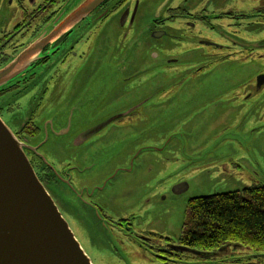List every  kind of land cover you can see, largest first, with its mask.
Here are the masks:
<instances>
[{
	"label": "rangeland",
	"instance_id": "obj_1",
	"mask_svg": "<svg viewBox=\"0 0 264 264\" xmlns=\"http://www.w3.org/2000/svg\"><path fill=\"white\" fill-rule=\"evenodd\" d=\"M258 1L246 3L254 6ZM158 2L161 0H139L138 31L150 24ZM115 31L110 28L103 40L93 45L85 64L52 68L39 73L44 75L34 84L17 90L1 89L0 118L14 131L30 121L31 128L38 129V134L27 140L38 148L37 155L56 175L46 191L92 264H165L157 258L163 257L155 249L158 245L145 238L152 233L177 241L190 198L264 186V102L248 106L235 97L246 94V80L260 71V63L239 59L214 63L188 85L174 89L177 78L165 75L161 68L149 69L153 63L145 49L121 50ZM45 56L52 55L48 52ZM58 61L55 59L53 65ZM127 77L147 82V86L155 83L156 89L150 94L158 102L164 101L162 107L169 106L160 113L172 111L174 102L181 103L190 87L223 89L195 106L178 107L174 116L151 119L150 129H174L178 135L170 141V137L162 139L161 148L138 153L135 148L130 161L122 158L124 150L104 147L103 141L74 147L77 132L90 118L83 101L86 92L100 86L94 95L114 100L121 94L116 81ZM153 103H157L155 98ZM149 104L145 112H154ZM140 138L139 148L152 141L153 135L144 141ZM114 156L118 159L113 164ZM69 164L74 169H67ZM118 164L129 172L124 175ZM65 169L62 178L57 177ZM179 182L186 183L188 189L174 197L169 188ZM101 214L114 221L131 219L129 230L118 231L102 222ZM183 264H264V252L231 243L202 254L201 259L187 257Z\"/></svg>",
	"mask_w": 264,
	"mask_h": 264
},
{
	"label": "flooded vegetation",
	"instance_id": "obj_2",
	"mask_svg": "<svg viewBox=\"0 0 264 264\" xmlns=\"http://www.w3.org/2000/svg\"><path fill=\"white\" fill-rule=\"evenodd\" d=\"M83 1L0 0V69L24 51L48 26L55 23L61 13L71 12ZM158 5L150 24L138 31L135 22L139 0H106L71 32L46 48L42 53V59L8 90H17L34 84L44 75L39 73H47L52 68L70 69L78 66L76 63L85 64L93 45L103 40L107 30L114 28L116 31L113 34H117L118 37L117 46L121 50L127 47L129 52L145 49L148 61L150 59V63L155 66L152 64L149 69L154 71V68L157 70L161 68L165 75H173L178 79L179 82L172 85L174 89L188 85L189 80L208 71L214 63L234 59L258 61L260 71L246 80L244 85L246 94L235 97L246 102L248 106L264 102V0L256 2L254 6H250L246 0H161ZM241 37H246V40ZM48 52L52 56H45ZM55 59L59 60L57 65H53ZM116 83L121 94L114 100L95 96L96 89L100 86L95 87V91L88 90L83 96L90 118L77 132L75 138H78L74 147H86L103 141L104 147L124 150L122 158L126 157L127 160L133 157L130 155L135 148L137 153L141 150L161 148L158 146L159 144L162 146V139L170 137V141L178 134L174 129L164 130L166 132L158 128L150 129L151 119L174 116V111L178 107L195 106L204 99L215 97L223 89H216L211 85L190 87L187 97L181 103L174 102L172 111L160 113V110H166L169 106L162 107L166 105L164 101L158 102L159 99L150 94V91L156 89L155 83L147 86V82H135L128 77ZM84 89L83 91H86ZM154 98L157 103L152 104ZM209 103L214 104L212 100ZM148 104L150 108H154V112H145ZM31 125L30 121L16 131L11 128L10 130L25 145L36 147L27 140L38 134V129L31 128ZM144 125L146 127H143ZM139 135L142 141L153 135V140L139 148ZM179 141L175 140V144L178 145ZM26 156L45 189L48 184L56 181V175L45 166L40 156L27 151ZM117 159L118 156L110 163H116ZM134 161L133 159L132 162ZM117 166L121 167L119 170L121 169L120 172L124 175L129 172L122 169L120 164ZM67 167L69 170L74 169L71 164ZM65 171L66 169L57 173V177L62 178ZM169 189L170 193L177 197L188 189V185L179 182ZM196 198L201 197L190 198L187 204ZM99 216L102 222L109 223L118 231L122 229L127 231L130 228L131 219L120 218L114 221L105 215ZM148 234L149 238L145 240L158 245L155 249L163 254V257L157 258L165 264H183L187 257L194 259L202 257L200 253L195 255L184 251L186 248L178 239L174 242L156 234ZM137 238L144 239L141 236Z\"/></svg>",
	"mask_w": 264,
	"mask_h": 264
},
{
	"label": "water",
	"instance_id": "obj_3",
	"mask_svg": "<svg viewBox=\"0 0 264 264\" xmlns=\"http://www.w3.org/2000/svg\"><path fill=\"white\" fill-rule=\"evenodd\" d=\"M106 0H84L63 12L24 51L0 69V90L9 88L42 59V53ZM0 118V264H92L53 199L39 181L26 151ZM195 255L196 251L183 249Z\"/></svg>",
	"mask_w": 264,
	"mask_h": 264
},
{
	"label": "trees",
	"instance_id": "obj_4",
	"mask_svg": "<svg viewBox=\"0 0 264 264\" xmlns=\"http://www.w3.org/2000/svg\"><path fill=\"white\" fill-rule=\"evenodd\" d=\"M178 241L200 254L231 243L264 252V186L190 200Z\"/></svg>",
	"mask_w": 264,
	"mask_h": 264
}]
</instances>
